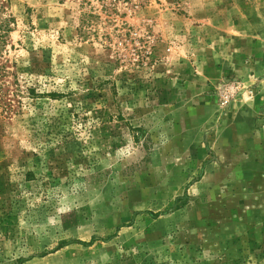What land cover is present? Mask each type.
<instances>
[{
    "label": "rangeland",
    "instance_id": "obj_1",
    "mask_svg": "<svg viewBox=\"0 0 264 264\" xmlns=\"http://www.w3.org/2000/svg\"><path fill=\"white\" fill-rule=\"evenodd\" d=\"M6 18L0 264H264V0Z\"/></svg>",
    "mask_w": 264,
    "mask_h": 264
},
{
    "label": "trees",
    "instance_id": "obj_2",
    "mask_svg": "<svg viewBox=\"0 0 264 264\" xmlns=\"http://www.w3.org/2000/svg\"><path fill=\"white\" fill-rule=\"evenodd\" d=\"M11 22L12 19L6 18L2 22H0V30L2 33H0V52L3 48H5L9 35L11 34ZM4 68V67H3ZM4 78V71L2 68H0V81ZM4 85H1L0 83V102L3 103L4 107L9 108V104L6 100L7 94L3 92Z\"/></svg>",
    "mask_w": 264,
    "mask_h": 264
},
{
    "label": "crops",
    "instance_id": "obj_3",
    "mask_svg": "<svg viewBox=\"0 0 264 264\" xmlns=\"http://www.w3.org/2000/svg\"><path fill=\"white\" fill-rule=\"evenodd\" d=\"M258 104V103H257ZM259 105V104H258ZM254 113V112H253ZM259 134V133H258ZM261 136H263V138H264V134H262Z\"/></svg>",
    "mask_w": 264,
    "mask_h": 264
}]
</instances>
